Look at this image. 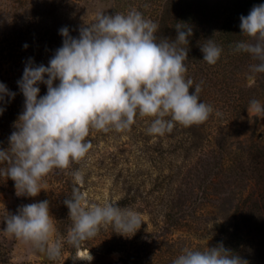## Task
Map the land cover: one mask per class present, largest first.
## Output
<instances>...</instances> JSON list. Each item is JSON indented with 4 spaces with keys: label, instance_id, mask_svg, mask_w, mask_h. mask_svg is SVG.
<instances>
[{
    "label": "clouds",
    "instance_id": "clouds-1",
    "mask_svg": "<svg viewBox=\"0 0 264 264\" xmlns=\"http://www.w3.org/2000/svg\"><path fill=\"white\" fill-rule=\"evenodd\" d=\"M241 34L255 42H237L236 52L248 53L259 63L253 73H264V4L254 5L240 17ZM159 25L138 10L127 14L100 12L95 22L79 29L72 37L63 27V44L48 66H34L29 60L18 81L25 98L24 111L9 137L10 147L0 150V175L15 182L17 195L36 197L43 179L54 169H68L86 158L92 143L86 138L92 130L117 132L129 130L136 117H150V135L163 136L175 124L184 127L205 123L213 113L211 105L200 100L202 88L186 78L188 51L193 35L187 24H177L176 38L156 35ZM28 47L27 44L24 45ZM203 61L215 65L223 49L208 39L200 45ZM47 76V79L45 77ZM58 84H54L55 81ZM39 83L47 85L40 96ZM15 97L0 83V101ZM248 112L264 118V103L253 99ZM4 109L0 108V115ZM219 115V113H217ZM170 117V119H167ZM74 176L82 182L83 176ZM78 189L64 200L73 222L67 243L77 250L73 261L91 262L94 257L82 244L95 238L102 227L112 226L117 234L133 236L143 224L140 213L112 203L85 206ZM55 219L49 201L21 206L17 214H6L4 231L31 244L50 260L62 255L63 241L56 238ZM172 264H248L226 249L223 243L204 250L185 248Z\"/></svg>",
    "mask_w": 264,
    "mask_h": 264
},
{
    "label": "rangeland",
    "instance_id": "rangeland-1",
    "mask_svg": "<svg viewBox=\"0 0 264 264\" xmlns=\"http://www.w3.org/2000/svg\"><path fill=\"white\" fill-rule=\"evenodd\" d=\"M52 1L46 0V4L39 7L35 2L32 6L34 9L29 4L25 9L23 5L19 10L22 17L14 23L10 19L13 5L9 0H0V83L15 93L14 98H4L11 100L10 104L15 107L13 113L11 111L7 118H0V130L5 136L2 139L8 145L5 150L10 147L8 135L17 130L15 124L24 111L25 98L18 81L22 79L26 64L31 60L34 66H48L56 50L63 44L59 32L61 28L67 27L74 37L81 27L95 22L100 12L106 13L105 6L96 1L93 13L86 11L83 17L71 20L69 13L75 12L74 7L71 6L69 12H57V4H53V12ZM117 7L121 8L122 5ZM79 14L82 12L79 11ZM75 37L78 38L79 33ZM247 42L255 41L249 38ZM221 57L215 65L205 63L187 68L186 78L194 82L190 94H194V87L199 84L202 88L200 100L214 110L205 123L194 127L177 123L171 132L163 136L150 135L147 128L152 118L137 116L129 130H92L86 138L92 143L86 158L72 163L68 169H54L43 179L45 190H41L36 197L18 196L15 182L0 175V264H122L127 258L128 264L132 260L133 264H172L182 250L192 244H199L201 250L216 247L217 241L211 238L194 240L196 233L180 225L167 232L164 215L168 211L174 212L179 206L177 200L174 205L170 204L168 192L173 194L175 190H185L188 182L195 184L192 188H196V154L199 151H210L215 143H220L227 147V152L232 153L263 142L264 118L249 115L247 108L250 101L246 102L252 96L264 103V73L257 79L256 73L251 70L259 61L250 56V68L245 66L239 70L225 54ZM58 83V80L54 82ZM37 86L40 96L47 93L46 84L39 83ZM17 106H21L22 110ZM0 108L4 109L2 114L7 112L3 105ZM3 167H6V163L0 164V168ZM76 171L82 173V182L76 180ZM74 189L84 196L85 206L115 204L125 198V208L140 213L143 224L131 237L117 234L110 225L102 227L95 238L82 244V250L89 249L94 257L91 262L73 261L70 255L71 245L67 243V236L73 222L69 209L67 224L60 235L56 234V238L64 242L58 260L48 259L45 253L31 244L4 231L7 213L17 214L21 206L44 200L49 201L50 214L56 220L57 228L58 202L71 198ZM199 226L204 228V225Z\"/></svg>",
    "mask_w": 264,
    "mask_h": 264
},
{
    "label": "trees",
    "instance_id": "trees-1",
    "mask_svg": "<svg viewBox=\"0 0 264 264\" xmlns=\"http://www.w3.org/2000/svg\"><path fill=\"white\" fill-rule=\"evenodd\" d=\"M96 1L105 6V15L114 16L117 12L127 14L133 9L140 11L146 19H151L159 25L156 33L158 38L167 37L174 40L177 36L176 25H189L193 35L189 45H182L189 49L188 59L185 61L187 68L207 63L203 61L200 45L211 39L222 47V54L232 61L235 68L239 67V70L245 66L250 68L251 58L248 53L235 51L237 42H247L250 38L241 34L240 17L247 16L254 5L264 4V0H53L51 9L53 11V4H57V12H69L72 6L75 12L69 14L71 20H76L79 16L83 17L86 11L93 13ZM9 2L13 5L10 19L14 23L22 17L19 10L23 5L27 9L28 4L32 7L35 2L37 7L46 4V0ZM63 2L65 3L62 4ZM119 5L122 7L118 8ZM79 11L82 12L81 15ZM65 17L67 20L68 14ZM63 39L64 37H61L62 41ZM256 75L258 77L261 73ZM251 97L246 102L253 100ZM10 101H0V105L7 109L0 118H7L13 113L15 107ZM242 104L245 105L244 99ZM17 107L21 109V106ZM10 135L11 133L8 137ZM2 138L5 136L0 130V150H5L8 145ZM214 145V149L199 151L196 154V188L193 189L195 184L188 182L185 190H175L176 194L168 192L167 199H170V204L177 200L179 206L174 212L168 211L164 215L166 230L171 232L180 225L196 233L194 240L211 238L218 244L222 242L233 255L247 260L248 264H264V139L261 143L232 153L227 152V147L223 144ZM126 203L123 198L114 205L125 208ZM67 209L64 199H61L58 202L56 217L59 235L68 221ZM199 225H204L206 232ZM188 248L201 250L199 244H192ZM75 252L76 249L71 246L72 257ZM127 259L123 260L122 264H128ZM130 262L129 264L134 263L133 260Z\"/></svg>",
    "mask_w": 264,
    "mask_h": 264
},
{
    "label": "bare ground",
    "instance_id": "bare-ground-1",
    "mask_svg": "<svg viewBox=\"0 0 264 264\" xmlns=\"http://www.w3.org/2000/svg\"><path fill=\"white\" fill-rule=\"evenodd\" d=\"M84 251H86V250H84Z\"/></svg>",
    "mask_w": 264,
    "mask_h": 264
},
{
    "label": "water",
    "instance_id": "water-1",
    "mask_svg": "<svg viewBox=\"0 0 264 264\" xmlns=\"http://www.w3.org/2000/svg\"><path fill=\"white\" fill-rule=\"evenodd\" d=\"M46 257V256H45Z\"/></svg>",
    "mask_w": 264,
    "mask_h": 264
}]
</instances>
